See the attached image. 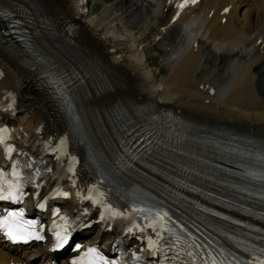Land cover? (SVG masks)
Listing matches in <instances>:
<instances>
[{
    "label": "bare ground",
    "instance_id": "6f19581e",
    "mask_svg": "<svg viewBox=\"0 0 264 264\" xmlns=\"http://www.w3.org/2000/svg\"><path fill=\"white\" fill-rule=\"evenodd\" d=\"M174 2L130 0L122 12L133 15V22L144 19L146 23L147 17V28L163 39L160 48L168 69L165 72L163 68L150 71L144 66L137 39L108 36L105 16L111 10L109 6L90 17L80 10L78 0H0V9L28 16L25 21L33 36H37L41 54L69 70L76 85L74 104L81 112V121L76 126L71 124V107L67 110L52 91L49 76L34 66L18 47V42L3 40L8 18L1 11L0 98L10 90L16 96V103L9 110H2L0 106V117L16 109L26 111L17 123L16 134L27 141L30 149L39 148L47 138L73 132L83 139L73 147L80 155L79 167L83 160L92 167L108 162L126 178L143 185L199 227L233 247L216 225L206 224L184 209L169 190L183 191L195 201L205 199L201 191L183 184L177 177L192 175V181L198 185L243 201L244 193L232 188L229 174L225 175L204 160H217L216 155L236 173L247 171L250 174L249 168L255 165L249 162L264 160L263 153L250 150L245 155L244 149L231 148L218 138L204 139L194 134L182 141L188 150L186 156L167 150L154 155L149 163L137 164L136 169L126 171L119 163L117 149L121 148L124 133L132 125L124 118L126 111L138 114L148 113L151 108L163 113L172 111L186 118V128L206 124L264 138V0H199L170 22L176 10ZM225 6L227 10H223ZM175 25H180L175 33L167 32ZM166 32L170 35L168 39ZM91 140L99 149V153L93 155L98 163L96 160L89 163L86 159ZM191 169L212 175H201ZM44 177L51 181L50 172ZM87 180L83 168L77 180L78 191L85 190ZM248 203L253 210L262 208L255 200ZM74 207H78L76 199ZM234 210L247 217L238 208ZM106 225L97 230L102 242L113 234L105 229ZM124 239L132 245L135 243L128 236ZM40 249L47 262L54 258L46 246L39 248L35 242L25 247L12 246L0 234V264H27V259H34L32 252L39 253ZM66 259L62 257L60 264H67Z\"/></svg>",
    "mask_w": 264,
    "mask_h": 264
},
{
    "label": "rangeland",
    "instance_id": "374dc122",
    "mask_svg": "<svg viewBox=\"0 0 264 264\" xmlns=\"http://www.w3.org/2000/svg\"><path fill=\"white\" fill-rule=\"evenodd\" d=\"M80 1V0H79ZM130 0H88V4L90 7V12H89V16L90 17H95L97 15V13H101L102 9H104L105 7L109 6L111 8V10L108 12V14H106V23H108L107 26V30H109L108 32L106 31V33L108 34V36H113V35H117L118 37H128L131 36L135 39L138 38H142V41H138L136 43V46L138 47V49L140 50V55L142 58V61L144 63V66L150 70V71H157L158 68H163L166 66L163 65L164 64V52L162 50V48H160V44H161V40L163 39H159V41H155L158 38V35L155 36L154 35V30L148 29L146 23L147 22V17H145L146 19V23L144 19H140L137 22H133V15L131 16L130 14H128L127 12H124V14H122L124 8H126V4L129 2ZM147 3V0H146ZM116 4V5H115ZM81 5V4H80ZM114 8V9H112ZM117 8V9H115ZM81 9V8H80ZM82 11H84V9H81ZM143 10L147 11L149 10L148 8ZM108 15V16H107ZM132 18V19H131ZM110 21V22H109ZM144 22V23H143ZM180 27V25H175L171 30L167 31V32H174L176 31L177 28ZM165 33L168 34V33ZM111 33V34H110ZM175 35V34H174ZM170 35H166L165 37L168 39ZM166 38H164L166 40ZM153 45V46H152ZM164 57V59H163ZM151 62H153L151 64ZM164 68V70H165ZM168 69L165 70V72H167ZM154 79L156 80V77H154ZM25 114V110H18L17 111V115H16V119L18 120L19 117L20 120L23 119V115ZM23 116V117H22ZM3 118H5L6 120H11L12 119V114H8L6 113ZM20 122V121H19ZM19 127V126H18ZM21 128V126H20ZM18 128V129H20ZM67 204H69V208L72 209V205H73V201L72 200H68ZM97 228L96 227L93 231L91 232H87L85 233V237H87V240H96L98 237V233L97 232ZM96 237V238H95ZM86 240V239H85ZM36 261H34L32 264H35Z\"/></svg>",
    "mask_w": 264,
    "mask_h": 264
},
{
    "label": "snow or ice",
    "instance_id": "6c2138e0",
    "mask_svg": "<svg viewBox=\"0 0 264 264\" xmlns=\"http://www.w3.org/2000/svg\"><path fill=\"white\" fill-rule=\"evenodd\" d=\"M9 152L12 151L11 148L8 149ZM14 176L17 177V182L13 183L11 181L0 182V200H14L18 201L22 198L24 193L21 188L22 185L19 183V173H13ZM67 195V193H65ZM96 203H100L99 200ZM39 207L43 208L44 205L40 204ZM107 211V208H106ZM112 215H122L121 213L113 212ZM23 218V211L15 212L9 211L6 212L5 215L0 216V229H3L8 236H10L14 240H28V239H43V236L40 235L39 232H36L35 229V221H25ZM104 218L103 216L101 217ZM62 220H66L67 218L62 217ZM57 228L61 230L56 231V239H57V247H63L68 243V235L67 229L64 226L56 225ZM131 231V229H129ZM156 242L150 241L149 247H155ZM96 249L90 248L85 256H96ZM102 261V258H98ZM77 264V262H74ZM93 264H96V261H93ZM102 264H107V261H102ZM261 264H264V261H261Z\"/></svg>",
    "mask_w": 264,
    "mask_h": 264
}]
</instances>
